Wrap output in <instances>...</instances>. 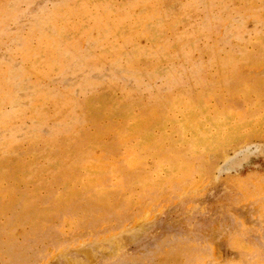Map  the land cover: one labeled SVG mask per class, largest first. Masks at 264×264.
Instances as JSON below:
<instances>
[{
  "label": "rangeland",
  "instance_id": "1",
  "mask_svg": "<svg viewBox=\"0 0 264 264\" xmlns=\"http://www.w3.org/2000/svg\"><path fill=\"white\" fill-rule=\"evenodd\" d=\"M0 264H264V0H0Z\"/></svg>",
  "mask_w": 264,
  "mask_h": 264
},
{
  "label": "bare ground",
  "instance_id": "2",
  "mask_svg": "<svg viewBox=\"0 0 264 264\" xmlns=\"http://www.w3.org/2000/svg\"><path fill=\"white\" fill-rule=\"evenodd\" d=\"M222 118V117H221ZM64 233V232H63Z\"/></svg>",
  "mask_w": 264,
  "mask_h": 264
}]
</instances>
